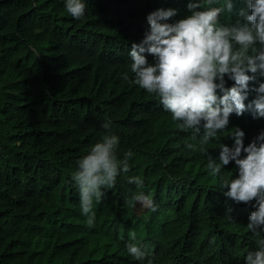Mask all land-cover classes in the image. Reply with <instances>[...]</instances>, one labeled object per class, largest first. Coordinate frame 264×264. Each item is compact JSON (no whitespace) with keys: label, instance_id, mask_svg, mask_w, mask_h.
<instances>
[{"label":"trees","instance_id":"1","mask_svg":"<svg viewBox=\"0 0 264 264\" xmlns=\"http://www.w3.org/2000/svg\"><path fill=\"white\" fill-rule=\"evenodd\" d=\"M85 3V17L77 20L66 11L65 0H0V264H176L179 254L168 259L166 250L167 233L178 224L196 227L208 246L205 252L193 250L195 258L185 264H224L218 246L226 261L243 262L247 248L257 247L255 238L239 206L224 200L220 176L203 165L209 153L219 157L221 144L233 146L234 128L245 132V145L250 143L258 135L251 127H263L264 118L233 113L227 128L202 144L203 129L198 135L182 130L158 97L121 81L125 73L134 79L128 53L148 30L147 15L177 9L174 22L190 15L188 0ZM105 120H111L110 130L102 127ZM109 131L119 137L121 159L132 152L131 170L94 201L98 210L89 227L72 176L78 161ZM187 142L195 148L189 150ZM229 174H238L234 161L220 175ZM134 176L143 180L142 187L129 183ZM137 192L150 195L155 211L134 199ZM228 208L237 222L225 218ZM130 241L147 251L145 261L129 254Z\"/></svg>","mask_w":264,"mask_h":264},{"label":"clouds","instance_id":"2","mask_svg":"<svg viewBox=\"0 0 264 264\" xmlns=\"http://www.w3.org/2000/svg\"><path fill=\"white\" fill-rule=\"evenodd\" d=\"M187 7L190 15L174 22L170 21L177 9L160 8L147 15L149 28L128 53L134 79L127 73L123 79L158 97L172 119L181 122L182 130L199 134L203 129L202 143L206 144L227 128L233 113L242 116L250 111L254 119L264 118V0H188ZM86 8L85 0H65V9L74 19L84 18ZM148 56L153 57L151 62ZM229 80L234 82L231 87L227 86ZM102 127L110 130L111 120H105ZM255 128L251 130L258 135L247 145L245 132L232 129L233 146L221 144L219 157L209 153L206 165L213 175L220 176L224 200L239 206L241 220L248 223L255 238L257 247H248L238 264H264V126ZM119 143V137L109 131L78 161L73 173L89 227L96 218L94 201L99 202L103 189L113 187L117 177L130 170L132 152L121 159ZM187 148L195 146L188 144ZM232 161L238 174L220 175ZM129 183L142 187L144 182L134 176L129 177ZM134 199L155 211L150 195L138 192ZM231 213L228 208L225 218L237 222ZM198 232L196 227L181 224L169 231L166 257L179 254L176 264H185L195 258L193 250L205 252L208 246L198 238ZM131 240H135L134 234ZM127 249L138 261L148 258L147 251L134 242L130 241ZM215 249L224 256V264H232L220 246Z\"/></svg>","mask_w":264,"mask_h":264},{"label":"bare ground","instance_id":"3","mask_svg":"<svg viewBox=\"0 0 264 264\" xmlns=\"http://www.w3.org/2000/svg\"><path fill=\"white\" fill-rule=\"evenodd\" d=\"M165 2H167V1H165ZM129 9H130V8H129ZM116 14H117V13H116ZM117 15H119V14H117ZM135 26H136V25H135ZM100 27H103V26H100ZM133 28H135V27L133 26ZM105 29H106V27H105ZM103 30H104V29H103ZM123 32H124V31H123ZM131 32H132V30H131ZM133 32H134V31H133ZM142 33H143V32H142ZM142 33H141V34H142ZM88 34H89V33H88ZM88 34H87V35H88ZM133 35H134V34H133ZM139 35H140V34H139ZM91 36H92V35H91ZM124 36H125V34H124ZM124 36H123V37H124ZM126 36H127V35H126ZM88 37H90V36H88ZM129 38H130V36H129ZM140 38H141V37H140ZM92 39H93V38H92ZM134 39H135V38H134ZM137 39H138V38H137ZM139 40H140V39H139ZM89 41H90V39H89ZM89 41H88V42H89ZM91 41H92V40H91ZM85 44H88V43H85ZM89 46H90V45H89ZM84 48H85V46H84ZM123 49H125V48H123ZM124 51H125V50H124ZM118 52H120V51H118ZM121 52H122V50H121ZM72 53H74V52H72ZM70 54H71V53H70ZM125 54H126V53H125ZM82 55H83V54H81V56H82ZM84 55H85V54H84ZM84 55H83V57H84ZM86 55H87V54H86ZM117 55H118V53H117ZM117 55H116V56H117ZM122 55H123V54H122ZM122 55H121V56H122ZM73 56H74V55H73ZM125 56H126V55H125ZM77 57H78V55H77ZM86 57H87V56H86ZM81 58H82V57H81ZM81 58H80V59H81ZM88 58H89V56H88ZM88 58H87V59H88ZM119 58H120V57H119ZM74 60L76 61V59H74ZM78 60H79V59H78ZM91 60H92V59H91ZM82 61H83V60H82ZM82 61H81V62H82ZM91 62H92V61H91ZM129 62H130V61H129ZM77 64H79V63H77ZM80 64H82V63H80ZM83 64H86V63L84 62ZM88 64H89V63H88ZM130 64H131V62H130ZM130 64H129V65H130ZM103 65H104V64H103ZM101 66H102V64H101ZM105 66H106V65H105ZM105 66H104V67H105ZM122 67H123V66H122ZM122 67L119 66V68H122ZM102 68H103V67H102ZM113 68H114V67H113ZM125 68H126V65H125ZM112 70H113V69H112ZM115 70H117V68H115ZM115 70H114V71H115ZM122 70H123V69H122ZM75 71H76V70H75ZM118 71H120V69H119ZM112 72H113V71H112ZM115 72H116V71H115ZM121 72H122V71H121ZM124 72H125V70H124ZM129 72H130V71H129ZM113 73H114V72H113ZM113 73H112V74H113ZM116 73H119V72H116ZM130 74H131V73H130ZM122 75H124V74H122ZM116 76H117V75H116ZM113 77H114V76H113ZM119 77H121V76H119ZM132 77H133V76H132ZM121 78H122V77H121ZM116 79H117V78H116ZM118 79H119V78H118ZM121 81H123V78H122ZM72 84H73V83H72ZM117 91H118V90H117ZM156 102H157V101H156ZM152 105H153V103H152ZM153 106H154V105H153ZM157 106H159V104H158ZM164 113H165V112H164ZM168 113H169V112H168ZM247 113H248V112H247ZM162 114H163V113H162ZM147 118H148V117H147ZM152 119H153V118H152ZM165 120H166V119H165ZM151 121H152V120H151ZM166 121H167V120H166ZM168 121L171 122V120H168ZM172 121H173V120H172ZM243 121H244V120H243ZM251 121H252V120H251ZM248 122H249V121H248ZM241 123H242V122H241ZM249 123H250V122H249ZM261 123H262V122H261ZM242 124H243V123H242ZM247 124H248V123H247ZM150 125H152V124H150ZM149 128H150V127H149ZM151 128L154 129L153 127H151ZM151 128H150V130H151ZM146 130H147V129H146ZM147 131H149V130H147ZM145 133H146V132H145ZM145 133H144V134H145ZM196 134H197V133H196ZM197 135H198V134H197ZM254 136H255V135H254ZM194 137H195V136H194ZM194 137H192V138H194ZM255 137H256V136H255ZM249 138H250V137H249ZM249 138H248V139H249ZM251 138H252V137H251ZM248 139H247V140H248ZM189 140H191V139L189 138ZM192 140H193V139H192ZM24 142H25V141H24ZM26 142H27V141H26ZM192 142H193V141H192ZM194 143H195V142H194ZM129 144L134 145V143H129ZM136 144H137V143H136ZM187 144H188V142H187ZM200 144H201V143H200ZM202 144H203V143H202ZM202 144H201V147H204V146H202ZM198 146H199V145H198ZM198 146H196V147H198ZM205 146H206V145H205ZM88 147H89V145H88ZM182 147H183V146H182ZM182 147H181V148H182ZM129 148H130V145H129ZM217 148H218V147H217ZM176 149H177V148H176ZM179 149H180V147H179ZM179 149H178V151H179ZM184 149H185V148H184ZM208 149H210V148H207V150H208ZM131 150H132V146H131ZM174 150H175V149H174ZM181 150H182V149H181ZM181 150H180L179 152H181ZM189 150H191V149H189ZM200 150H201V149H200ZM134 151H135V150H134ZM172 151H173V150H172ZM172 151H171V152H172ZM178 151H177V152H178ZM195 151H196V150H195ZM197 151H199V150H197ZM201 151H202V150H201ZM204 151H205V150H204ZM204 151H203V152H204ZM138 152H139V151L137 150L136 153H138ZM174 152H175V151H174ZM182 152H183V150H182ZM193 152H194V151H193ZM134 153H135V152H133V154H134ZM187 153H189V151H188ZM190 153H192V151H191ZM204 153H207V152H204ZM208 153H209V152H208ZM85 154H86V153H85ZM138 154L141 155L140 153H138ZM138 154H137V155H138ZM170 154H173V153H170ZM180 154H181V153H180ZM185 154H186V153H185ZM192 154H193V153H192ZM194 154H195V153H194ZM198 154H199V153L197 152L196 155H198ZM83 155H84V154H83ZM139 155H138V156H139ZM187 155H189V154H187ZM200 155L203 156L202 153H201ZM200 155H199V156H200ZM169 156L171 157V155H169ZM179 156H180V155H179ZM185 156H186V155H185ZM139 157H140V156H139ZM186 157H187V156H186ZM135 158H136V157L134 156V159H135ZM177 158H178V156H177ZM177 158H176V159H177ZM191 158H193V157H191ZM182 159H183V158H182ZM199 159H201V158H199ZM202 159H203V158H202ZM206 159L208 160V158H206ZM135 160L137 161V160H139V159H135ZM171 160H172V159H171ZM178 160H179V159H178ZM204 161H205V159H204ZM131 162H132V161H131ZM168 163H169V162H168ZM178 163H179V162H178ZM203 163H204V162H203ZM205 164H206V163H205ZM135 165H136V164H135ZM206 165H207V164H206ZM206 165H203V166H206ZM137 166H138V165H137ZM178 166H179V165H178ZM175 167H176V166H175ZM131 168H132V167H131ZM133 169H134V168H133ZM133 169H132V170H133ZM130 170H131V169H130ZM181 170H182V168L180 169V171H181ZM184 172H185V171H184ZM129 174H130V173H129ZM178 174H179V172H178ZM187 177H188V176H187ZM212 177H213V176H212ZM188 178H189V177H188ZM137 188H138V187H137ZM139 190H140V189H139ZM139 190H138V191H139ZM123 191H124V190H123ZM105 192H106V191H105ZM46 193H48V192H46ZM77 193H78V192H77ZM137 193H138V192H137ZM132 195H133V194L130 193V196H131V197L134 196V195H133V196H132ZM104 196H105V195H104ZM6 198H7V197H6ZM6 198H5V199H6ZM32 199H33V198H32ZM104 199H105V198H104ZM132 199H133V198H132ZM132 199H131V200H132ZM6 200H7V199H6ZM38 200H39V199H38ZM108 200H110V199H109V196H108ZM108 200H107V201H108ZM36 201H37V200H36ZM39 201H41V199H40ZM39 201H38V202H39ZM107 201H106V199H105V202H107ZM4 202H5V201H4ZM31 202H33V200H32ZM34 202H35V201H34ZM78 202H80V200H78ZM102 202H103V201H102ZM105 202H104V203H105ZM36 203H37V202H35L34 204H36ZM104 203H102V204H104ZM120 203L122 204V202H120ZM131 203H133V201H132ZM26 204H27V203H26ZM32 204H33V203H32ZM32 204H31V205H32ZM79 204H80V203H79ZM102 204H101V205H102ZM1 205L3 206V203H2ZM31 205H30V206H31ZM128 205H130V204H128ZM128 205H127V207H128ZM135 205H136V204H135ZM2 206H1V207H2ZM22 206H23V205H22ZM32 206H33V205H32ZM32 206H31V207H32ZM99 206H100V204H99ZM99 206H98V207H99ZM102 206H103V205H102ZM120 206H121V205H120ZM130 206H131V205H130ZM19 207H20V206H19ZM24 207H26V206H24ZM24 207H23V208H24ZM31 207H27V208H30V209H31ZM40 208H41V207H40ZM19 209H20V208H19ZM25 209H26V208H24V210H25ZM30 209H29V210H30ZM94 209H95V208H94ZM94 209H93V210H94ZM24 210H23V211H24ZM96 210H98V209H96ZM96 210H95V211H96ZM129 210H130V209H129ZM132 210H133V208H132ZM27 211H28V210H27ZM25 212H26V211H25ZM65 219H66V218H65ZM86 219H87V217H86ZM86 219H84V220H86ZM35 220H36V219H35ZM37 220H38V219H37ZM11 223H12V222H11ZM37 224H38V223H37ZM62 224H63V223H62ZM13 226H14V225H13ZM61 226H62V225H61ZM67 228H68V227H67ZM64 229H65V228H64ZM62 230H63V229H62ZM4 232H5V231H4ZM18 233H19V232H18ZM23 233H24V232H23ZM27 233H28V231H27ZM30 233H31V232H30ZM33 233H34V232H33ZM57 233H58V232H57ZM78 233H79V232H78ZM15 234H16V233H15ZM70 234H71V233H70ZM74 234H75V233H73V236H74ZM4 235H5V234H4ZM8 235H9V234H8ZM11 235L13 236L14 234L11 233ZM16 235H17V234H16ZM16 235H15V236H16ZM60 235H61V234H60ZM67 235H68V234H67ZM15 236H13V237L15 238ZM38 236H39V235H38ZM34 237H36V236H34ZM41 237H42V236H41ZM41 237H39V238H41ZM54 237H57V234H56V236H54ZM54 237L52 238V241L56 239V238L54 239ZM66 237H67V236H65V238H66ZM31 238H32V237H31ZM61 238H62V237H61ZM63 238H64V236H63ZM12 239H13V238H12ZM16 239H17V238H16ZM33 239H34V238H33ZM70 239H71V238H70ZM36 240H37V237L35 238V241H36ZM59 240H60V239H59ZM33 242H34V240H33ZM14 243H15V242H14ZM22 244H23V243H22ZM22 244H20V245H22ZM65 244H66V243H65ZM76 244H77V243H76ZM20 245H19V246H20ZM26 245H27V244H26ZM59 245H61V244H59ZM19 246H17V247H19ZM22 246H25V244L22 245ZM22 246H20V247H22ZM85 246H86V245H85ZM12 247H13V245H12ZM12 247H11V248H12ZM29 247H30V246H29ZM29 247H28V248H29ZM22 248H23V247H22ZM9 250H10V249H9ZM56 250H57V249H56ZM67 251H69V250H67ZM67 251H66V252H67ZM71 252H72V251H71ZM53 253H54V252H53ZM56 253H57V252H56ZM58 253H59V251H58ZM64 253H65V252H64ZM16 255H17V254H16ZM19 255H20V254H19ZM63 255H64V254H63ZM67 255H68V254H67ZM55 256H56V255H55ZM55 256H54V257H55ZM57 257H58V256H57ZM16 258H17V257H16ZM55 258H56V257H55ZM7 259H8V258H7ZM9 259H10V258H9ZM11 259H12V258H11ZM13 259L16 260L15 263H17V261H19V260L15 259L14 257H13ZM18 259H20V257H18ZM5 260H6V259H5ZM11 262H13V261H10V263H11ZM8 263H9V262H8ZM10 263H9V264H10ZM13 264H14V263H13Z\"/></svg>","mask_w":264,"mask_h":264}]
</instances>
